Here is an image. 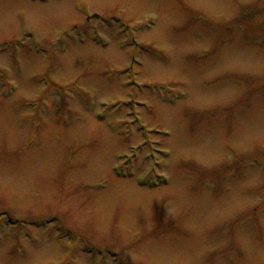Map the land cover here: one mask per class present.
<instances>
[{"label": "rangeland", "instance_id": "1", "mask_svg": "<svg viewBox=\"0 0 264 264\" xmlns=\"http://www.w3.org/2000/svg\"><path fill=\"white\" fill-rule=\"evenodd\" d=\"M263 41L264 0H0V264H264Z\"/></svg>", "mask_w": 264, "mask_h": 264}, {"label": "flooded vegetation", "instance_id": "2", "mask_svg": "<svg viewBox=\"0 0 264 264\" xmlns=\"http://www.w3.org/2000/svg\"><path fill=\"white\" fill-rule=\"evenodd\" d=\"M257 45V44H255ZM258 46H264V42H260V44Z\"/></svg>", "mask_w": 264, "mask_h": 264}, {"label": "bare ground", "instance_id": "3", "mask_svg": "<svg viewBox=\"0 0 264 264\" xmlns=\"http://www.w3.org/2000/svg\"><path fill=\"white\" fill-rule=\"evenodd\" d=\"M169 184H170V182H169Z\"/></svg>", "mask_w": 264, "mask_h": 264}]
</instances>
